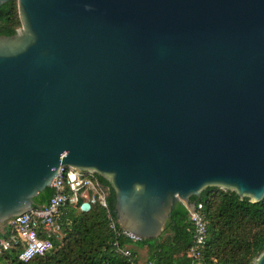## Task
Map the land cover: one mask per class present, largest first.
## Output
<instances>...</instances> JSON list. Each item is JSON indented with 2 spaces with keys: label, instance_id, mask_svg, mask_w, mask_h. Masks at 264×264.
Returning a JSON list of instances; mask_svg holds the SVG:
<instances>
[{
  "label": "water",
  "instance_id": "water-1",
  "mask_svg": "<svg viewBox=\"0 0 264 264\" xmlns=\"http://www.w3.org/2000/svg\"><path fill=\"white\" fill-rule=\"evenodd\" d=\"M17 9L21 28L0 36V226L60 166L109 181L118 223L140 240L178 203L191 216L206 187L264 198V0Z\"/></svg>",
  "mask_w": 264,
  "mask_h": 264
},
{
  "label": "trees",
  "instance_id": "trees-1",
  "mask_svg": "<svg viewBox=\"0 0 264 264\" xmlns=\"http://www.w3.org/2000/svg\"><path fill=\"white\" fill-rule=\"evenodd\" d=\"M20 28L17 0H9L0 6V36H12ZM96 177L107 188V209L96 206L87 213L65 210L59 221L60 237L52 239L53 249L21 262V245L8 250L0 247V264H130L119 249L128 248L137 261L132 246L146 249V261L152 264H251L264 252V198L253 203L217 187H206L199 198L191 197L190 203L202 204L208 232L201 257L194 259L188 256L193 235L184 205H175L158 238L134 242L117 237L109 227V218L118 221L113 188L103 177ZM52 194L50 188L45 189L33 208L44 205ZM12 236H16L15 229L5 223L0 239Z\"/></svg>",
  "mask_w": 264,
  "mask_h": 264
},
{
  "label": "built area",
  "instance_id": "built-area-1",
  "mask_svg": "<svg viewBox=\"0 0 264 264\" xmlns=\"http://www.w3.org/2000/svg\"><path fill=\"white\" fill-rule=\"evenodd\" d=\"M93 173H80L69 166H60L58 174L51 181L52 196L47 205L33 208L31 211L10 218L6 225L15 229L16 236L0 239V247L8 250L21 245L18 259L28 262L36 256H42L53 249V238L60 237V217L65 210L71 209L79 213H87L98 206L107 209V188L102 186ZM192 227V245L188 256L194 259L201 257V252L207 238V222L203 214L202 204H195L194 211L189 216ZM119 226H118V225ZM109 227L117 237L132 241L139 238L121 228L118 221L109 218ZM114 245H117L114 243ZM130 264H140L131 256L128 248L119 249ZM141 264H152L145 261Z\"/></svg>",
  "mask_w": 264,
  "mask_h": 264
},
{
  "label": "crops",
  "instance_id": "crops-1",
  "mask_svg": "<svg viewBox=\"0 0 264 264\" xmlns=\"http://www.w3.org/2000/svg\"><path fill=\"white\" fill-rule=\"evenodd\" d=\"M136 253H137V256H136V260H137V263H143V262H145L146 261V259H147V257H146V249H142L143 251L142 252H144L142 255H144V258L143 259H141V254L139 253V251L137 250L138 248H136L135 246H132L131 247ZM146 257V258H145Z\"/></svg>",
  "mask_w": 264,
  "mask_h": 264
},
{
  "label": "rangeland",
  "instance_id": "rangeland-1",
  "mask_svg": "<svg viewBox=\"0 0 264 264\" xmlns=\"http://www.w3.org/2000/svg\"><path fill=\"white\" fill-rule=\"evenodd\" d=\"M4 225H5V223H4ZM4 225H2V226H0V232L3 230V228H4ZM136 248H138L137 250L139 251V253L141 254V259H143L144 258V255H142L144 252H142L143 250L141 249V248H139V247H136ZM146 257H148V255L146 254ZM145 257V258H146Z\"/></svg>",
  "mask_w": 264,
  "mask_h": 264
}]
</instances>
